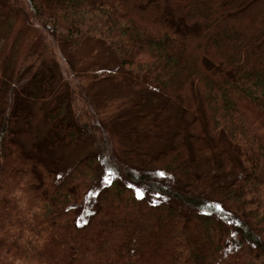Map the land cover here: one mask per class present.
I'll return each instance as SVG.
<instances>
[{
    "label": "trees",
    "instance_id": "1",
    "mask_svg": "<svg viewBox=\"0 0 264 264\" xmlns=\"http://www.w3.org/2000/svg\"><path fill=\"white\" fill-rule=\"evenodd\" d=\"M17 4L0 22L38 27L0 38V264H264V0ZM91 41L116 68L52 95L49 58ZM136 94L143 109L100 121ZM49 100L27 151L14 127Z\"/></svg>",
    "mask_w": 264,
    "mask_h": 264
},
{
    "label": "rangeland",
    "instance_id": "2",
    "mask_svg": "<svg viewBox=\"0 0 264 264\" xmlns=\"http://www.w3.org/2000/svg\"><path fill=\"white\" fill-rule=\"evenodd\" d=\"M17 2L18 7H26L25 0H17ZM36 27L38 26H36L35 24H30L28 21H25L23 19L22 15L18 14L16 24L12 27H8L6 24L0 22V38L2 40V43L3 41L8 42L7 44L3 43L4 47L10 46V43L12 41L11 39L13 36H17V38L21 42V33L25 32L27 35L29 32H34ZM81 49L82 52L79 53L80 57L73 56V58H70L66 55H59L51 56L49 58V62L54 70L52 95L55 94L54 92L58 93L60 91H64V89L69 84L77 86L75 90V93H77L78 90L83 87V85H86V80L91 76V72L93 70L97 72H105L108 69L116 68L114 67L116 65V58L111 56L109 53L106 55L104 53L105 49L98 41H91L85 43L81 46ZM6 52L7 51H5V53ZM93 61H97L99 63L101 62L104 64L96 66L94 65ZM77 82L79 83L78 85H76ZM177 100L180 101L178 102ZM138 101L139 94H136L133 96L121 98L118 101L110 103L109 105H107L106 108L101 111L100 121H102L103 123H108L112 119L123 116L126 117L131 113L138 112L139 109H143L142 107H138L137 104H135ZM169 103L172 111L171 118L173 117V120L176 119V112H178L177 107H179L181 111H185V103L181 104V98L177 97ZM179 103L181 104V107ZM51 104V100L43 104L38 101L34 102V106L30 109L32 117L28 120V124L30 126L26 127L21 121H19L14 127V129H17L19 131V135L17 137L22 143V145L25 147V150H32L34 144H38L42 140L49 137V123H47L45 120V111L48 109L49 106H51ZM145 104L152 108H157L159 106V103ZM200 105L201 104L198 99L197 106L199 110L201 109ZM96 150L97 147L95 145L94 139L91 138L88 139L87 142H85L84 144L78 145L77 147L71 148L65 146L57 148L53 156L59 158V167L65 168L68 166V164L71 163L72 159L77 160L83 157L85 154Z\"/></svg>",
    "mask_w": 264,
    "mask_h": 264
},
{
    "label": "snow or ice",
    "instance_id": "3",
    "mask_svg": "<svg viewBox=\"0 0 264 264\" xmlns=\"http://www.w3.org/2000/svg\"><path fill=\"white\" fill-rule=\"evenodd\" d=\"M160 174L163 175V173H160ZM137 191H138V194H141L142 195V192H140V190H137Z\"/></svg>",
    "mask_w": 264,
    "mask_h": 264
}]
</instances>
